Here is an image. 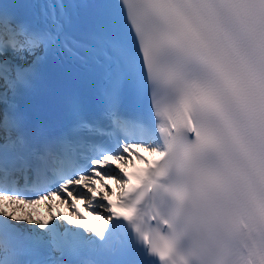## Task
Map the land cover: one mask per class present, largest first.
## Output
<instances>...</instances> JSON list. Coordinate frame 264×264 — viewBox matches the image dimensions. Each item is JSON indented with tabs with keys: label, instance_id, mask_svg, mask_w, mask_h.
I'll return each mask as SVG.
<instances>
[{
	"label": "snow or ice",
	"instance_id": "snow-or-ice-1",
	"mask_svg": "<svg viewBox=\"0 0 264 264\" xmlns=\"http://www.w3.org/2000/svg\"><path fill=\"white\" fill-rule=\"evenodd\" d=\"M20 7L33 6L0 3V264H209L228 252L264 264V0L84 5L93 30L73 43L103 71L108 123L83 126L112 143L72 151L42 128L26 133L16 110L48 74L37 49L60 32L33 28ZM178 173L193 197L185 206L176 192L172 208ZM41 202L47 219L24 210ZM217 221L220 239L207 230Z\"/></svg>",
	"mask_w": 264,
	"mask_h": 264
},
{
	"label": "clouds",
	"instance_id": "clouds-1",
	"mask_svg": "<svg viewBox=\"0 0 264 264\" xmlns=\"http://www.w3.org/2000/svg\"><path fill=\"white\" fill-rule=\"evenodd\" d=\"M172 191L170 192V207L176 208L180 203L176 192L182 191L184 195V204L191 201L193 197V191L190 185L186 183L184 177L181 174H177L172 180ZM207 230L214 234L217 239H220L227 231V225L223 221H217L214 224L207 226ZM209 264H243L242 258L238 253L228 252L219 253L209 258Z\"/></svg>",
	"mask_w": 264,
	"mask_h": 264
},
{
	"label": "bare ground",
	"instance_id": "bare-ground-1",
	"mask_svg": "<svg viewBox=\"0 0 264 264\" xmlns=\"http://www.w3.org/2000/svg\"><path fill=\"white\" fill-rule=\"evenodd\" d=\"M115 172L118 173V172L116 171V169H115ZM118 174H119V173H118Z\"/></svg>",
	"mask_w": 264,
	"mask_h": 264
}]
</instances>
